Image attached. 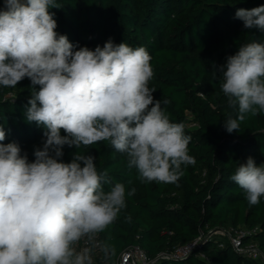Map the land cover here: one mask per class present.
Instances as JSON below:
<instances>
[{"label":"clouds","instance_id":"obj_1","mask_svg":"<svg viewBox=\"0 0 264 264\" xmlns=\"http://www.w3.org/2000/svg\"><path fill=\"white\" fill-rule=\"evenodd\" d=\"M61 7L57 0H3L0 6V86L29 79L26 121L46 129L33 161L18 143H0V264H94V238L126 208L125 185L105 191L112 183L108 171H98L95 157L78 151L63 162L65 145L107 141L148 183H178L181 166L195 163L184 124L170 120L162 106L169 101L156 100L148 86L154 70L147 49L111 39L94 50L77 49L55 31L49 10ZM235 18L264 33V5L239 8ZM218 71L227 106L237 110L224 120L232 133L248 114L264 113V42L239 46ZM5 139L0 126V142ZM230 180L249 206L264 197V164L252 157ZM82 240L86 246L80 247ZM101 250L105 257L112 253L107 244Z\"/></svg>","mask_w":264,"mask_h":264},{"label":"trees","instance_id":"obj_2","mask_svg":"<svg viewBox=\"0 0 264 264\" xmlns=\"http://www.w3.org/2000/svg\"><path fill=\"white\" fill-rule=\"evenodd\" d=\"M52 8L55 31L67 35L79 47L94 50L111 39L132 48L145 47L154 76L149 87L165 107L172 122L184 124L191 136L189 155L195 163L182 165L178 183L141 182L135 168L127 167L126 154L107 141L87 148L64 146L63 162L75 152L95 157L98 171L107 170L112 183L126 188V208L106 231L99 233L101 248L94 264H116L130 246L144 249L150 264H264V197L249 206L245 193L230 177L239 163L252 157L264 164V113L248 114L240 129L228 133L224 120L237 115L227 106L220 89L218 68L239 46L264 42V33L245 29L235 18L239 8L264 5V0H57ZM3 0H0L2 6ZM31 82L25 78L15 88L0 86V126L6 139L16 142L29 161L43 146V126L27 122L25 110L31 98ZM65 133L61 130V135ZM135 189L134 195L127 192ZM130 217V220L127 218ZM243 245L255 244L257 253L237 249L224 230L236 235L242 229ZM197 242L188 254L173 256L179 247ZM104 244L112 253L105 257Z\"/></svg>","mask_w":264,"mask_h":264},{"label":"built area","instance_id":"obj_3","mask_svg":"<svg viewBox=\"0 0 264 264\" xmlns=\"http://www.w3.org/2000/svg\"><path fill=\"white\" fill-rule=\"evenodd\" d=\"M227 233V232H226ZM236 235H233L232 233L228 232V234H230V240L233 243V245L239 249L240 251L243 252H248V253H257L258 249L255 246V244H248V245H243L242 243V235L243 234H249L251 233L250 230L247 229H242L239 234L238 231H236ZM94 243L96 244V247L93 250V262H94V255L99 251V249L101 248V241L99 238V234H97V236L94 238ZM197 245V242H192L188 245L179 247L176 252L174 254H172L173 256L176 257H181L184 256L186 254H188L191 250H193ZM80 247L86 246V241L82 240L80 242ZM151 260L147 254V252L142 249L140 246L137 245H133L128 247L119 257L118 262L116 264H150ZM105 264V263H102Z\"/></svg>","mask_w":264,"mask_h":264},{"label":"rangeland","instance_id":"obj_4","mask_svg":"<svg viewBox=\"0 0 264 264\" xmlns=\"http://www.w3.org/2000/svg\"><path fill=\"white\" fill-rule=\"evenodd\" d=\"M215 234H224V235H229L230 236V234H228V232L226 233V231H224V230L216 231Z\"/></svg>","mask_w":264,"mask_h":264}]
</instances>
